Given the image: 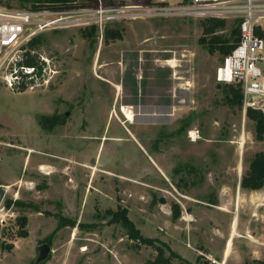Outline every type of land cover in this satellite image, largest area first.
Listing matches in <instances>:
<instances>
[{
	"label": "rangeland",
	"instance_id": "374dc122",
	"mask_svg": "<svg viewBox=\"0 0 264 264\" xmlns=\"http://www.w3.org/2000/svg\"><path fill=\"white\" fill-rule=\"evenodd\" d=\"M120 1L111 5L158 3ZM72 3L69 9L88 10L86 23L73 20L27 41L38 38L31 49L52 59L51 83L20 90L0 72V264H33L42 243L50 251L39 264H147L156 250L108 222L107 211L118 206L163 247L167 264H261L264 185L245 189L240 179L264 149V134L256 137L243 105L224 99L227 82L215 77L224 56L200 40L207 16L136 10L100 18L98 0ZM30 5L0 0L4 8ZM219 18L218 34L239 31L238 17ZM105 29L121 37H106ZM44 118L54 123L43 126ZM7 200L32 205L7 207ZM21 215L25 237L18 236ZM59 216L73 224L56 227Z\"/></svg>",
	"mask_w": 264,
	"mask_h": 264
},
{
	"label": "built area",
	"instance_id": "2783aa9c",
	"mask_svg": "<svg viewBox=\"0 0 264 264\" xmlns=\"http://www.w3.org/2000/svg\"><path fill=\"white\" fill-rule=\"evenodd\" d=\"M101 1L98 0L99 4L95 9L100 18L121 17L135 13L136 10L158 13L172 10L175 14L214 18L238 17L239 40L224 56L216 69L215 77L221 82L238 84L244 110L255 109L264 120V0H158L157 5L116 6H104ZM73 12L79 16L73 19ZM88 13L85 8L0 7V72L8 71V86L20 89L21 86L26 88L33 81L39 85L51 83L57 72L52 59L36 54L27 47V41L39 31L68 27L73 20L75 24H84ZM27 51L36 54L35 64L21 63Z\"/></svg>",
	"mask_w": 264,
	"mask_h": 264
},
{
	"label": "trees",
	"instance_id": "16d2710c",
	"mask_svg": "<svg viewBox=\"0 0 264 264\" xmlns=\"http://www.w3.org/2000/svg\"><path fill=\"white\" fill-rule=\"evenodd\" d=\"M31 3L30 7L32 9L37 8H70L73 6L72 1L73 0H25ZM108 4H113L112 0H104ZM125 0H121L120 2H124ZM224 20L220 18H214V17H207L202 19L201 27L202 32L205 37H208L206 39L203 35L200 40L204 43L207 51L211 54L215 53L216 51L221 53L223 56L227 55L230 50L233 48V46L236 44V42L239 40V31L237 29H232L229 35H223L218 34V31L223 29L224 26ZM95 28L94 26H92ZM108 29H105V35L106 37L110 38H120V34L118 33L116 36L108 33ZM38 38H33L29 42V48L31 49V46L36 45ZM223 60V59H222ZM36 62V54H31L29 51L26 52V57L21 63L33 65ZM224 99L229 105H235L241 107L242 105V94H241V88L238 84H232V83H224ZM25 89L24 86H21L20 90ZM246 115L249 119H253L255 121V132L256 137L260 139L262 135L264 134V120L262 115L255 109L247 108L246 109ZM47 119L44 118V120L41 121L43 126H47ZM50 122V125L54 123V118L48 119ZM52 127V126H48ZM264 185V149L259 150L256 153H254V156L252 157L249 166L247 170L243 173L241 179H240V186L245 189H259ZM11 204H16L21 207H26L32 205L28 202H23L21 200H7L5 202V205L8 207ZM171 210L173 213V216H177L179 213V207L177 204H173L171 206ZM110 215V220L108 222L113 223H120L126 231V235L133 240H136V242L143 243L145 245H149L153 247L156 250V256L148 260L147 264H167L169 262V257L164 256L163 247L160 245H157L154 243L153 238L144 237L140 230L134 226L133 222L130 220V218L127 215V209L125 207L118 206L117 209H111L107 211ZM16 221L18 225L20 226V229L18 230V236L25 237L28 235V230L26 229L27 224V217L25 215L17 216ZM72 223L73 221L69 219H65L62 216H59L58 224L56 227H61L64 224ZM3 248L10 249L12 247V244H4L2 245ZM170 255L178 256L174 251L169 249ZM261 264L264 263L263 261H260ZM189 264V263H187Z\"/></svg>",
	"mask_w": 264,
	"mask_h": 264
},
{
	"label": "water",
	"instance_id": "95a60500",
	"mask_svg": "<svg viewBox=\"0 0 264 264\" xmlns=\"http://www.w3.org/2000/svg\"><path fill=\"white\" fill-rule=\"evenodd\" d=\"M5 193H6L5 186L0 185V205L4 198ZM49 251H50L49 245L47 243H42L39 246L38 254L35 257L33 264H39L40 262L44 261L47 258Z\"/></svg>",
	"mask_w": 264,
	"mask_h": 264
},
{
	"label": "bare ground",
	"instance_id": "6f19581e",
	"mask_svg": "<svg viewBox=\"0 0 264 264\" xmlns=\"http://www.w3.org/2000/svg\"><path fill=\"white\" fill-rule=\"evenodd\" d=\"M167 62L172 64L173 66H176V59H169V60H167ZM117 87H118V89L120 88V86H117ZM120 111L122 112V114L124 115V117L126 118V120L128 122H132V120L134 119V113H133V111L131 109H129L128 107H125L124 105H122L121 108H120ZM232 224H233L232 225V228H233V230H232L233 232L232 233H234L235 220L233 221ZM226 248L227 249L230 248V240H228Z\"/></svg>",
	"mask_w": 264,
	"mask_h": 264
},
{
	"label": "crops",
	"instance_id": "0c3cea01",
	"mask_svg": "<svg viewBox=\"0 0 264 264\" xmlns=\"http://www.w3.org/2000/svg\"><path fill=\"white\" fill-rule=\"evenodd\" d=\"M188 137H189V135H188ZM191 141H194V140L191 139ZM159 153H160V152H159ZM159 153H157V154H159ZM163 158H166V157H163V156H162V157H160L159 159L162 160ZM152 161H154L153 158H152ZM4 184H5V182H0V185L5 186Z\"/></svg>",
	"mask_w": 264,
	"mask_h": 264
}]
</instances>
